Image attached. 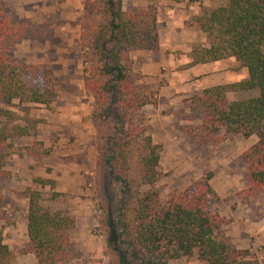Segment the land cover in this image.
I'll return each mask as SVG.
<instances>
[{
	"label": "trees",
	"instance_id": "16d2710c",
	"mask_svg": "<svg viewBox=\"0 0 264 264\" xmlns=\"http://www.w3.org/2000/svg\"><path fill=\"white\" fill-rule=\"evenodd\" d=\"M188 24L206 34L209 46L195 44L185 68L234 58L248 73L246 79L204 88L194 98L202 123L196 135L217 144L231 134L256 136L240 154L246 167V187L238 193L242 203L264 200V0H227L204 9ZM48 26L16 20L0 7V221H7L2 181L11 177L5 168L15 137L37 136L40 118L32 111L49 106L57 92L35 85L33 78L51 79L44 64L21 62L14 55L24 36H35ZM85 89L95 101L91 118L102 129L96 143L98 170L109 181L104 202L108 236L115 244L112 264H171L196 256L205 264H262L248 248H239L223 226L227 219L213 205L220 196L211 184L213 172L175 191L166 200L156 184L163 145L148 132L142 109L158 103L154 90H143L134 80L130 53L160 47L158 10L154 4L127 11L124 0H91L81 23ZM257 94L228 99L234 91ZM36 157L50 150L40 140L23 147ZM22 154V153H20ZM34 185L53 187L52 179L34 177ZM28 242L22 253H32L38 264L68 261L70 232L75 216L42 204V192L28 187ZM58 194V193H55ZM16 254L4 241L0 225V264H13Z\"/></svg>",
	"mask_w": 264,
	"mask_h": 264
},
{
	"label": "rangeland",
	"instance_id": "374dc122",
	"mask_svg": "<svg viewBox=\"0 0 264 264\" xmlns=\"http://www.w3.org/2000/svg\"><path fill=\"white\" fill-rule=\"evenodd\" d=\"M89 1L0 0V7L16 20L48 26L39 31L41 34L24 36L16 45L14 55L24 63L44 64L53 78L45 80L40 73L32 79L33 83L52 86L57 92L49 106L38 105L32 111L41 121L38 135L13 139L6 161L5 168L11 172V177L1 185L8 219L0 221V225L4 229L5 243L16 254L13 264H38L34 254L22 253L28 242V198L21 193L28 187H37L42 192L44 206L75 216L76 223L70 232V259L57 264H112L116 259L108 246V243L111 247L115 244L108 236L104 212L99 207L109 184L97 166L96 143L102 129L98 121L91 118L95 101L86 91L83 80L80 32ZM226 3L227 0H124V8L130 11L154 4L160 13L159 29L164 41H171L172 34L181 33L182 24L201 31L188 22L204 9ZM184 12L190 14L185 23L181 18ZM177 41L184 40L180 37ZM159 49L133 50L130 59L137 86L154 90L158 95V103L145 106L142 114L148 132L164 148L160 166L167 174L156 184L161 198L166 200L171 193L213 172L211 184L220 196L213 206L227 219L223 226L225 232L237 247L250 249L264 264V200L260 198L248 205L238 198V193L246 187L247 176L240 154L256 141V136L231 134L212 144L200 140L195 128L202 119L194 98L201 95L204 88L246 79L247 70L234 58H225L209 64L208 70L202 68L201 73L191 79L192 83H188L179 72L187 64L183 53L165 50L164 63L158 55ZM146 53H151L149 57L160 64L147 66ZM178 56L182 61L176 60ZM165 87L166 94L162 95ZM255 94L256 90L234 91L228 94V99ZM36 140L42 141L50 152L36 157L23 150ZM34 177L52 179L55 184L53 187L34 185ZM171 264L205 263L196 255L172 260Z\"/></svg>",
	"mask_w": 264,
	"mask_h": 264
},
{
	"label": "crops",
	"instance_id": "0c3cea01",
	"mask_svg": "<svg viewBox=\"0 0 264 264\" xmlns=\"http://www.w3.org/2000/svg\"><path fill=\"white\" fill-rule=\"evenodd\" d=\"M175 15L176 14L173 13V16H175ZM181 18L183 20V23H185V21H189L190 14H188L187 12H184ZM158 23H161L159 12H158ZM182 26H183V28L180 31L181 32L180 34H178V32H176L177 28L174 29V32H176V33L171 35L172 36L171 41H169L168 39H167V41H164L161 29H159V33H160V47L159 48L160 49L158 51V55H161L160 56L161 62L163 61L165 63L167 60V56H163V53L165 52V50H172L173 52H175L176 50H179L183 53L182 56H184L186 58L185 64L186 63L188 64L191 61L190 52H191V50L195 44H201L202 46H205V47L209 46L206 34L204 32L198 31V30L193 31L191 28L185 26V24H182ZM180 37L183 38L184 41H180V42L177 41L180 39ZM149 56H152V54L146 53V57H147L146 64H147V66L149 65V66L155 67L156 65L160 64V63H158L160 61H155V60H153V58H151ZM174 56H176V55H174ZM176 60L178 62H180L181 57L180 56L176 57ZM211 63L197 64V65H194V66H191L188 68L184 67V70H182V71L179 70V72H182L181 74H183L185 76L186 82L192 83L191 79H193L196 74H200L201 73L200 70H202V68L208 70L210 68L209 64H211ZM198 87L201 88L202 86H199V84H198ZM165 89H166V87L162 90V95L166 94ZM160 94H161V92H160ZM15 138H17V137H15Z\"/></svg>",
	"mask_w": 264,
	"mask_h": 264
}]
</instances>
